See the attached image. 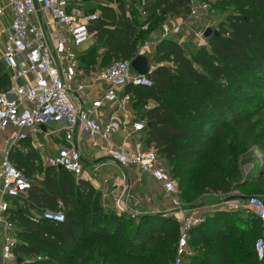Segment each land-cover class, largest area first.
<instances>
[{
  "label": "trees",
  "instance_id": "obj_1",
  "mask_svg": "<svg viewBox=\"0 0 264 264\" xmlns=\"http://www.w3.org/2000/svg\"><path fill=\"white\" fill-rule=\"evenodd\" d=\"M233 1L240 7L217 23L216 31H212L216 36L210 34L207 49L201 50L213 64L202 61V57L194 62L172 37L161 38L151 56L141 54L148 62L145 77L151 86L129 85L122 92L132 96L130 105L133 101L153 104L135 113L136 120L144 122L143 144L154 150L176 179L178 196L189 208L204 195L225 196L248 186L255 188L252 195L264 196V167L258 174L260 162L248 172L251 177L241 179L233 158L235 151L241 155L252 148L264 157V121L252 120L257 110H246L257 107L258 92L264 94V0ZM84 4L89 13H99L87 24L92 46L77 57L78 68L85 73L136 57V41L141 38L136 33L139 26L135 16L139 12L150 23L162 17L186 15L189 9V0H145L141 8L134 0H84ZM102 52L103 59L114 55L117 60L99 65L102 58L97 60V54ZM251 67L257 70L253 76L245 77L246 88L235 87L236 80L227 69L240 72ZM7 86L8 78L0 65V91ZM19 148L20 144L9 152L8 162L27 178L34 170L41 171L43 177L40 185L29 186L21 205L17 199L11 203L9 212L21 241L12 247L14 264L172 261L179 235L175 220L154 215L134 222L102 207L98 193L86 182L75 181L60 168L34 167L30 149L21 155ZM84 190H89L93 198L89 199ZM57 203L65 213L62 223L30 219L29 211L54 209ZM245 216L242 223L236 213L217 211L205 215L203 223L189 231L187 239L188 247L201 253L191 250L182 264H258L250 236H259V222L249 214ZM84 243L89 245L80 249Z\"/></svg>",
  "mask_w": 264,
  "mask_h": 264
},
{
  "label": "built area",
  "instance_id": "obj_2",
  "mask_svg": "<svg viewBox=\"0 0 264 264\" xmlns=\"http://www.w3.org/2000/svg\"><path fill=\"white\" fill-rule=\"evenodd\" d=\"M134 1L141 8L145 0ZM208 11V1L189 0L187 18H196ZM98 16V11L86 10L84 0H0V62L12 73L7 88L0 91V132L13 131L0 150V264L15 262L14 221L9 204L30 186L28 178L8 162V153L27 138L40 147L36 136L47 132L60 135L67 145L43 158L46 167L60 168L79 178L81 157L75 139L82 134L86 135L90 148L103 152L117 166H135L139 172L136 182L147 178L155 183L162 198L169 201L170 213L179 224L169 264H182L191 254L188 233L203 223L204 216L190 214L180 203L176 180L154 150L143 144L144 122L132 119L125 128L114 114L99 120V111L104 106L130 103L132 96L122 94L125 86L150 87L149 79L134 73L130 61H113L96 72L85 73L78 68L77 50L93 39L87 24ZM6 18L8 24L4 25ZM181 30L182 24H163L161 38L178 36ZM202 33L194 30L192 34L197 44L203 39ZM143 47L137 50L136 56L146 53L145 50L140 53ZM95 83L105 85L100 97L89 102L81 99L83 90ZM7 96L13 100L7 101ZM120 131H127L126 138L137 135L131 149L114 143L113 136ZM114 208L124 211L119 200H115ZM243 208L259 222L260 233L253 243V252L257 263L264 264V197H245ZM39 220L59 224L64 216L61 211L47 209Z\"/></svg>",
  "mask_w": 264,
  "mask_h": 264
},
{
  "label": "crops",
  "instance_id": "obj_3",
  "mask_svg": "<svg viewBox=\"0 0 264 264\" xmlns=\"http://www.w3.org/2000/svg\"><path fill=\"white\" fill-rule=\"evenodd\" d=\"M188 20L191 19H188L186 17V21ZM184 22H178L174 20V22H168V25L180 24V23L183 24ZM2 24L4 25L8 24L7 18L6 20H3ZM193 27H195V25H193ZM183 31L184 29L182 26V30H181L182 33L180 32L181 34H179L178 37H181V35L184 33ZM160 39L161 36L156 42L147 44L145 47H143L140 53H142L145 50L146 53H142V54H147V57L151 56L154 45ZM192 42H194L195 45L197 44L194 41V39L192 40ZM177 43L181 44L182 39H179ZM81 53L83 52H79L78 55H80ZM0 65L3 68V71L6 73L9 83V79L12 73L6 70L5 67H3L1 62ZM150 68L152 69V67ZM104 87L105 85L101 83H95L92 86L89 85L83 90V93H85V95H83L82 93L79 95V97L83 100H86V102L95 100L96 98L100 97L101 93L104 90ZM119 96L120 94L118 93V98ZM120 104L121 103L117 102L112 105L104 106V108H102L99 111V120L103 121L104 118L110 116L111 114H114L116 118L125 125L126 128V125H128L132 119L136 120V118L134 112L130 107V103L122 106ZM152 107L153 104L149 102L146 109ZM39 130H43V128L39 127ZM126 132L127 131H120L117 134H115L113 136V141L114 143L117 144L122 143V145L126 149H131L135 141L137 140V135H131L126 138ZM12 133L13 131L11 129H7L5 131L0 132V150L3 148L6 137L10 136ZM36 139L37 142L40 144V147L35 146L29 140V138H27L26 140L19 142L17 146L12 147L9 152H11L13 149L18 147L19 144H20L19 151L20 149L23 150L24 148L21 146L22 144H25V146H27L25 148L30 149V151L33 153V160L31 161L33 163V166L43 169L46 168V166L43 163V158L46 155L54 154L56 148L67 145V143L62 140L60 135L56 136L54 134H49L48 132L45 135L37 134ZM75 144L81 157L82 172L79 178H75L70 173L68 174L71 175L75 181L81 180L83 182H86L94 191H96L99 195V203L102 207L113 209L117 214H123L126 217H129L134 222H137L139 218L154 216V215H159L163 218H171L175 220V218L170 213L171 208L169 201L162 198L161 190L155 183H153L150 179L147 178H142L139 183L136 182V178L138 177L139 172L135 166L119 167L115 163L109 161L108 159H106L103 152L98 151L96 149L94 150L88 146V142L85 134L76 137ZM42 177L43 174L41 171L38 172L34 170V173L28 178L29 184L40 185ZM20 197L17 200H19L18 204L21 205L20 202L22 201V197H25V193ZM115 200L120 201L122 208L124 210L123 212H118L114 208ZM220 201L221 202L218 204H210L208 202H201V200H198L196 201L197 204L195 203V205L192 208H187V207L185 208L183 205L182 206L189 213L193 215L204 216V219H205V215L211 216L212 213L221 211L228 213L230 212V214L236 213L238 217L242 220V223L246 220L245 215L247 213L243 208L242 197H240L239 199L234 198L232 200L227 199L225 201L224 200H220ZM11 203L9 204L10 208L13 206ZM59 205L60 204L57 203L54 209H49V210H55V208L58 207ZM221 205H223L222 208L220 207ZM42 212L43 210L42 211L37 209L31 210L29 211V215H30L29 217L31 220L35 222L39 221V216L41 215ZM17 231L18 229L14 222L13 231H12V238L14 240V243L21 242L17 237ZM89 243L81 244L80 249L86 248L89 245ZM191 250L192 249H190V251ZM70 260H72V258H70Z\"/></svg>",
  "mask_w": 264,
  "mask_h": 264
},
{
  "label": "rangeland",
  "instance_id": "obj_4",
  "mask_svg": "<svg viewBox=\"0 0 264 264\" xmlns=\"http://www.w3.org/2000/svg\"><path fill=\"white\" fill-rule=\"evenodd\" d=\"M207 1L209 4L208 13L199 14L196 18H192L191 20H188V21H186L187 16L185 14H182V15H175L169 18L166 17L165 19L162 17L160 20L156 19L150 23H147L144 19L143 13L139 12L138 14H136L135 17L138 20V26H139V28L136 30V33L139 34V37L141 38L137 39L136 41L135 52H137V50L142 48L145 44L156 42L161 36L160 32H161V26L163 24H168V22H174V20L178 22L185 21L183 24L180 23L182 24L183 29H184L183 31L184 33L181 35V37H178V36H177L178 38L175 36H171V37L176 42H178L179 39H182V43L180 45H182L183 52L188 57L189 55H191L190 58H192L193 60L195 59L194 62H197L202 57V61H207L209 64H213L212 60L206 55V53L201 51L204 48L207 49V47H205L207 43L206 39L203 38L200 41V43L195 45V43L192 42L193 40L192 34L194 33V30L203 31L205 28H209L211 31H216L215 28H216L217 23L223 20L225 15L235 13L236 9L240 7V4H238L236 1H233V0L230 3H225V4H221L222 2L218 3V1H214V0H207ZM262 23L264 25V18H263ZM193 25H195V27H193ZM92 41L89 40L86 44L81 46L77 50V52H85L89 47L92 46ZM102 54L103 52L97 54V60H100V58H102L101 59L102 61H99L100 62L99 65L101 66L107 65L113 60H117V58H115L116 56L114 55L111 56L108 60H105L103 59ZM150 67L152 68L154 67L152 63H150ZM197 68L200 70L199 67ZM204 70H205V67H204ZM227 70L233 75V78L236 80V83L234 84V86L237 87L238 89H241V88H246L245 77L247 78L248 76L249 77L253 76V74H255L257 69H255L254 67H251L247 69H241L240 72H235V70L229 69V68ZM257 94L260 97V101L258 102L257 107L255 108L251 107L246 110L250 112L257 110L258 113L255 117H252V120H258L260 122V121H264V94L260 92H258ZM83 95H85V93H83ZM147 106H148V103L147 104L145 103V105H143V103H139L137 101H133L132 104L130 105L132 111L134 112V115L136 112L144 110ZM257 130L258 131L260 130L259 127ZM229 132H232V129H230ZM26 151L30 152L27 148L23 150L20 149L21 155H24ZM233 158L235 160V163L237 164V166L239 167L241 171V179L251 177L249 176L248 172L252 170V167L257 165V163L259 162L261 163L264 161V157L262 156V154H260V152L257 151L256 148H252L245 154H241V155L238 154L237 151H235ZM254 191H255L254 187L248 186L246 188L239 189L237 192L228 193V195H225V196L204 195L200 197L199 200H201V202H208L210 204H218L221 202L220 200L225 201L227 199L229 200H232L234 198L239 199L240 198L239 196L241 195H246L245 197H249V196L264 197L263 195H252ZM84 194H86L89 199L93 198V195L89 193V190L88 191L84 190ZM80 198H75V199L80 200L82 202L83 200L81 199L83 198L81 199ZM189 200L191 201V197H189ZM179 201L186 208L185 202L181 197L179 198ZM222 206L223 205H221L220 207L222 208ZM55 210H58L64 213V210L60 207V205L56 207ZM255 234L256 233H254L253 236H250L252 242L255 241L256 239ZM192 251L195 254L201 253V251L199 250L196 251L192 249Z\"/></svg>",
  "mask_w": 264,
  "mask_h": 264
},
{
  "label": "water",
  "instance_id": "obj_5",
  "mask_svg": "<svg viewBox=\"0 0 264 264\" xmlns=\"http://www.w3.org/2000/svg\"><path fill=\"white\" fill-rule=\"evenodd\" d=\"M210 34H212L213 36H216L215 32H212L209 28H205L203 30L202 36L204 39H206ZM130 67L131 69L140 76H145L148 73V62L145 58L144 55H137L134 59H132L130 61ZM152 89V87H151ZM7 101H12L13 97L12 96H7L6 97ZM263 167H264V162L260 163V168L258 171V174H260L263 171Z\"/></svg>",
  "mask_w": 264,
  "mask_h": 264
}]
</instances>
